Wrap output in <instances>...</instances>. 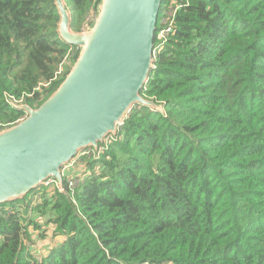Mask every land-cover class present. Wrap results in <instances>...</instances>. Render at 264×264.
<instances>
[{
  "label": "trees",
  "instance_id": "obj_1",
  "mask_svg": "<svg viewBox=\"0 0 264 264\" xmlns=\"http://www.w3.org/2000/svg\"><path fill=\"white\" fill-rule=\"evenodd\" d=\"M96 2L64 0L72 31ZM58 22L54 0H0V129L75 60ZM153 58L141 94L163 110L135 104L73 189L0 204V264H264V0H161Z\"/></svg>",
  "mask_w": 264,
  "mask_h": 264
},
{
  "label": "water",
  "instance_id": "obj_2",
  "mask_svg": "<svg viewBox=\"0 0 264 264\" xmlns=\"http://www.w3.org/2000/svg\"><path fill=\"white\" fill-rule=\"evenodd\" d=\"M57 31L77 56L38 106L14 105L25 116L0 129V204L23 199L53 178L79 151L97 150L116 136L135 104L162 111L141 89L153 68V39L161 0H97L79 32L70 28L64 0H54Z\"/></svg>",
  "mask_w": 264,
  "mask_h": 264
},
{
  "label": "built area",
  "instance_id": "obj_3",
  "mask_svg": "<svg viewBox=\"0 0 264 264\" xmlns=\"http://www.w3.org/2000/svg\"><path fill=\"white\" fill-rule=\"evenodd\" d=\"M177 8H178V5L176 3L174 4V6H172V5L169 6V8L167 9V11L164 14V17L162 18V23H164L166 19H168L170 17H173L175 15L174 13L176 12V9ZM159 35L162 36L165 39V37H166V35H165V29H161ZM158 38H159L158 46H161L165 40H162L163 38H160L159 36H158ZM73 54H74L73 51H70L69 52L68 58L65 59L64 60V64H62L59 67L58 71L56 72V75H55L54 79L61 78V76L63 75L65 69L66 68H69L71 66L72 62H71L70 59L73 56ZM112 138H114V136H108L107 138H105L104 141H103V143L99 145V147H98L97 150H93V151L90 152V151H88L86 149H83V150L79 151L77 153V155L68 164H66L65 166H63L61 168V174L63 176V179H65V183H67L69 189H71V188L73 189L77 185L78 181L82 179V177H81V179L80 178H77L78 180H76L72 176V175H74V173H69L68 172L69 169L73 166V164H75V163L77 164L78 160L80 159V158L77 159L78 155L81 158L84 156V154L85 155H95V156H98V154L100 153L101 149H104L106 147V145L108 144L109 140L112 139ZM54 183H55V185H54L55 188H58V190L63 191V188L62 187L61 188L58 187L56 180H55ZM47 184H49V183L46 180L44 182V185L49 188V186H47ZM40 193H42V192H40ZM34 197H39V194L38 195H35Z\"/></svg>",
  "mask_w": 264,
  "mask_h": 264
},
{
  "label": "rangeland",
  "instance_id": "obj_4",
  "mask_svg": "<svg viewBox=\"0 0 264 264\" xmlns=\"http://www.w3.org/2000/svg\"><path fill=\"white\" fill-rule=\"evenodd\" d=\"M167 11V9H163L161 11V15H162V18L164 17V14L165 12ZM162 22V21H161ZM160 38H163L162 36L159 35ZM162 40H165L164 38ZM86 150L88 151H93L94 149L92 148H86ZM85 155V154H84ZM79 164V165H78ZM82 166L85 167V164L82 162L81 158L78 160L77 164H73V166L69 169V173H74V175H72L76 180H78L77 178H81L83 173H82ZM47 182L49 184H47V186H49L48 189L50 188H54L55 186V180L53 178H49L47 179ZM44 185V184H42ZM45 186V185H44ZM52 186V187H51ZM41 187V186H40ZM47 193V191H46ZM43 221L44 219L42 218L40 221H39V224H43ZM49 232V230L47 231ZM59 237V238H58ZM40 242L38 243V245L36 246V255L37 256H40L41 253L44 252V250L48 247H50L51 245H56L59 241H60V236H57V237H54L52 235H49L47 236L46 238H40ZM51 246V247H52Z\"/></svg>",
  "mask_w": 264,
  "mask_h": 264
}]
</instances>
